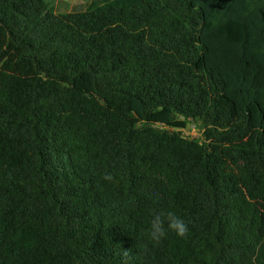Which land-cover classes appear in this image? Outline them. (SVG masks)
<instances>
[{
	"label": "trees",
	"instance_id": "1",
	"mask_svg": "<svg viewBox=\"0 0 264 264\" xmlns=\"http://www.w3.org/2000/svg\"><path fill=\"white\" fill-rule=\"evenodd\" d=\"M0 264H264V0H0Z\"/></svg>",
	"mask_w": 264,
	"mask_h": 264
},
{
	"label": "clouds",
	"instance_id": "2",
	"mask_svg": "<svg viewBox=\"0 0 264 264\" xmlns=\"http://www.w3.org/2000/svg\"><path fill=\"white\" fill-rule=\"evenodd\" d=\"M111 181L113 177L107 174L103 177ZM170 234H175L179 238H187L189 234V224L182 216L175 211L160 209L154 210L150 220L149 237L154 244H160L168 238ZM127 255V250H125Z\"/></svg>",
	"mask_w": 264,
	"mask_h": 264
},
{
	"label": "rangeland",
	"instance_id": "3",
	"mask_svg": "<svg viewBox=\"0 0 264 264\" xmlns=\"http://www.w3.org/2000/svg\"><path fill=\"white\" fill-rule=\"evenodd\" d=\"M53 5L58 13L65 14L84 10L88 7L93 0H47ZM187 129L183 130V135L189 139L203 140V129L199 123L192 120L187 121Z\"/></svg>",
	"mask_w": 264,
	"mask_h": 264
}]
</instances>
